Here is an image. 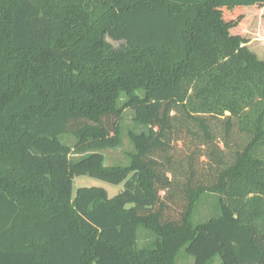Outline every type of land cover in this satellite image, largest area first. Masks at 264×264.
<instances>
[{
	"label": "trees",
	"instance_id": "16d2710c",
	"mask_svg": "<svg viewBox=\"0 0 264 264\" xmlns=\"http://www.w3.org/2000/svg\"><path fill=\"white\" fill-rule=\"evenodd\" d=\"M253 6L264 0H0V264H176L185 246L195 264H264ZM127 110L130 164L107 166ZM79 176L124 190L73 197ZM209 192L220 215L194 224Z\"/></svg>",
	"mask_w": 264,
	"mask_h": 264
},
{
	"label": "rangeland",
	"instance_id": "374dc122",
	"mask_svg": "<svg viewBox=\"0 0 264 264\" xmlns=\"http://www.w3.org/2000/svg\"><path fill=\"white\" fill-rule=\"evenodd\" d=\"M244 10H247L248 15V32L246 36L250 37V40H254L251 47L259 53H264V35H259L264 33V9L259 10L253 6L246 7ZM108 41L114 47L120 46V43L113 42L109 39ZM131 127H134L133 113L131 110H127L123 121L122 145L116 149L101 151V153L105 156V164L107 166H127L130 164V154L134 152V147L128 138L127 132ZM61 140L69 146H73L76 142L73 137L69 136H63ZM79 157L80 155L72 156L73 159H77ZM81 187L103 188L107 191L108 196L112 198L124 190V183L114 185L90 176L75 177L73 179V197H75L77 190ZM219 215V195L212 192L205 193L197 203L193 214V223L202 224L212 218L218 217ZM149 236V232L140 227L137 232V247L143 248L148 243ZM220 261V256H217L209 264H220ZM176 264H195L194 257L186 252V246L179 251L176 258Z\"/></svg>",
	"mask_w": 264,
	"mask_h": 264
}]
</instances>
